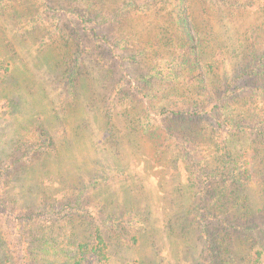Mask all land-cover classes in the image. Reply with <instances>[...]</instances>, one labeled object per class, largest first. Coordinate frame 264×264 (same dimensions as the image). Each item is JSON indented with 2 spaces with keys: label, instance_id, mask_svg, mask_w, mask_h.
<instances>
[{
  "label": "trees",
  "instance_id": "trees-1",
  "mask_svg": "<svg viewBox=\"0 0 264 264\" xmlns=\"http://www.w3.org/2000/svg\"><path fill=\"white\" fill-rule=\"evenodd\" d=\"M42 2L51 4L59 21L69 17L71 26L62 24L52 46L54 68H62L64 90L74 100L87 57L109 64L111 73L113 64H134V92L125 90L123 79L114 82L110 111L103 113L104 132L116 142L118 119L131 131H158L163 142L170 140L176 151L169 152L171 164L177 172L184 166L189 186L185 211L202 242L200 263L264 264V210L254 208L248 192L257 174L264 198V29L261 40L250 35L261 28L255 24L235 27L236 37L226 31L219 36L208 22L204 0ZM220 4L236 6L238 0ZM16 5L25 6L26 23L34 21L39 0H0V11ZM144 5L143 15L160 24L156 44L139 41L130 24L142 17L136 13ZM259 6L264 21V1ZM75 24L91 29L83 36ZM89 39L97 45L88 47ZM5 61L0 56V78L9 72ZM4 101L6 109L8 103L15 107ZM38 126V138L19 134L0 154V264H115L113 249L136 246L148 232V216L138 212L134 200L126 211L110 208L114 201L106 200L91 207L61 172L33 166L51 159L56 148ZM167 150L157 146L153 162L160 163ZM256 160L263 166L252 168ZM28 173L35 175L29 190L40 193L34 204L24 203L17 192Z\"/></svg>",
  "mask_w": 264,
  "mask_h": 264
},
{
  "label": "rangeland",
  "instance_id": "rangeland-1",
  "mask_svg": "<svg viewBox=\"0 0 264 264\" xmlns=\"http://www.w3.org/2000/svg\"><path fill=\"white\" fill-rule=\"evenodd\" d=\"M42 1L39 0L31 23L22 18L24 5L0 11V56L9 67V72L0 78V154L10 149L19 134L23 138L26 134L38 138L41 130L37 127L42 126L53 137L56 148L51 151V159L33 166L61 172L66 181L73 182V188L85 193L91 207L106 200L114 201L110 208L124 207L126 211L125 205L130 206L134 200L138 212L148 216V232L136 246L113 249L115 264H142L149 260L154 264H201L202 242L198 231L190 228V218L185 211L189 205V186L184 166L180 165L177 172V167L171 164L173 155L169 152L175 154L176 151L170 140L163 142V135L158 131L152 132L154 135L143 128L131 131L118 119H115L116 142L107 140L104 132L103 113L110 111L114 82L123 79L125 90L130 94L134 92V64L124 63L126 69L113 64L114 72L111 73L109 64L103 67L91 56L87 57L78 77L79 87L74 100L64 90L62 68H54L56 52L52 46V39L59 37L62 24L71 26L69 17L59 21V13L51 4ZM260 1L251 4L238 0L236 6L227 7L220 4V0H204V6L208 22L219 36L225 37L226 31L236 37L238 32L232 35L235 27L246 30L255 24L261 28L250 35L261 40L264 21L259 12ZM144 6L136 13L142 17L130 20V24L141 35L139 41L150 40L156 44L160 24L143 15L148 11ZM75 26L83 29V36L91 29L90 26L87 29L83 25ZM86 45L93 47L97 43L89 39ZM107 56H111L109 51ZM4 100L13 101L15 107L8 103L6 109L2 106ZM164 137H167L165 131ZM157 146L160 150L168 148L160 163L153 162ZM262 166L263 162L256 160L252 168ZM34 179L35 175L28 173L24 184L21 186L20 183L17 188L20 199L26 204L40 200L37 188L29 190ZM96 181L99 184L93 186ZM248 192L254 208L262 212V182L257 174L249 184ZM262 223L264 225V220ZM170 225H174V230L169 228Z\"/></svg>",
  "mask_w": 264,
  "mask_h": 264
}]
</instances>
